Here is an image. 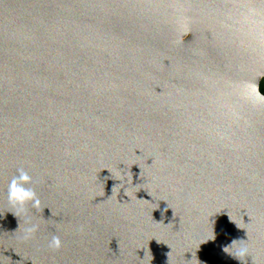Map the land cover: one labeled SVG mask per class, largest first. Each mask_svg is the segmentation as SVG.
<instances>
[{
	"label": "water",
	"instance_id": "water-1",
	"mask_svg": "<svg viewBox=\"0 0 264 264\" xmlns=\"http://www.w3.org/2000/svg\"><path fill=\"white\" fill-rule=\"evenodd\" d=\"M263 79L264 0H0V264H264Z\"/></svg>",
	"mask_w": 264,
	"mask_h": 264
},
{
	"label": "clouds",
	"instance_id": "clouds-1",
	"mask_svg": "<svg viewBox=\"0 0 264 264\" xmlns=\"http://www.w3.org/2000/svg\"><path fill=\"white\" fill-rule=\"evenodd\" d=\"M256 95L260 99H264V95H262L258 90H256ZM30 182L31 177L28 173L23 169H18V175H14L8 185L7 199L10 205L23 208L25 204L31 202V206L33 208L40 207V200L37 197L35 190L31 187H26V185L30 184ZM37 230L38 226L35 224L26 227L24 229L23 239H30ZM234 243H236V241H233L232 244ZM48 246L53 249H58L61 246L60 238L58 236H53L49 241ZM247 253L248 249L246 247H240L236 251L235 255H231L235 258H241L245 257Z\"/></svg>",
	"mask_w": 264,
	"mask_h": 264
},
{
	"label": "trees",
	"instance_id": "trees-1",
	"mask_svg": "<svg viewBox=\"0 0 264 264\" xmlns=\"http://www.w3.org/2000/svg\"><path fill=\"white\" fill-rule=\"evenodd\" d=\"M260 92L264 95V86L260 87Z\"/></svg>",
	"mask_w": 264,
	"mask_h": 264
},
{
	"label": "rangeland",
	"instance_id": "rangeland-1",
	"mask_svg": "<svg viewBox=\"0 0 264 264\" xmlns=\"http://www.w3.org/2000/svg\"><path fill=\"white\" fill-rule=\"evenodd\" d=\"M263 86H264V79L260 83V87H263Z\"/></svg>",
	"mask_w": 264,
	"mask_h": 264
}]
</instances>
